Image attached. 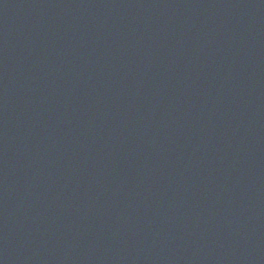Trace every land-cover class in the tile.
<instances>
[{
    "label": "water",
    "instance_id": "obj_1",
    "mask_svg": "<svg viewBox=\"0 0 264 264\" xmlns=\"http://www.w3.org/2000/svg\"><path fill=\"white\" fill-rule=\"evenodd\" d=\"M57 264H264V0H136Z\"/></svg>",
    "mask_w": 264,
    "mask_h": 264
}]
</instances>
